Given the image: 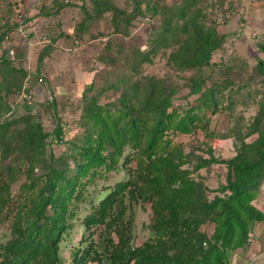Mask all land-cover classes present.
I'll return each instance as SVG.
<instances>
[{"label":"rangeland","instance_id":"rangeland-1","mask_svg":"<svg viewBox=\"0 0 264 264\" xmlns=\"http://www.w3.org/2000/svg\"><path fill=\"white\" fill-rule=\"evenodd\" d=\"M185 1L0 0V167L11 194L0 205V264L10 258L5 250L15 238L16 220L21 217L22 226L42 221L36 212L42 195L51 193L54 181L62 186L71 176L86 144L81 114L91 98L115 108L125 90L136 88L151 101L163 86L170 93L169 110L197 114L193 130H168L164 136L178 155L175 161L203 188L201 201L227 195L221 187L230 171L227 161L260 134L250 130L264 105V0H197L193 10L200 8L205 24L222 36L201 67L183 48L191 28L184 22L194 13L172 17L171 31L164 22ZM36 122L48 134L40 149L30 140ZM132 151L126 147L114 163L106 157L110 163L76 185L56 248L41 250L34 264H76L75 255L91 240L103 260L86 264H108L109 230L87 229L84 218L129 178L137 164L126 156ZM45 214H53L50 206ZM130 216L132 245L138 246L152 236V208L135 202L125 219ZM200 227L209 237L215 224L206 219ZM151 248L156 257L162 253Z\"/></svg>","mask_w":264,"mask_h":264},{"label":"trees","instance_id":"trees-1","mask_svg":"<svg viewBox=\"0 0 264 264\" xmlns=\"http://www.w3.org/2000/svg\"><path fill=\"white\" fill-rule=\"evenodd\" d=\"M196 3L197 0H186L177 5L176 11L166 15L164 22L171 31L172 17L184 18L194 13L184 22L191 28L183 48L191 51L193 62L201 67L209 63L222 36L215 26L205 24L200 8L197 13L193 10ZM157 89V96L151 101L135 88L123 92L119 107L104 106L96 97L84 104L81 124L85 128L86 144L78 150L79 158L71 168V176L62 186L54 181L49 187L51 193L42 195L43 200L36 208L42 221H30L22 226L19 217L13 224L15 238L5 250L10 257L7 264H34L33 259L41 250L55 249L59 234L66 227V205L76 194V185L82 184L88 173H95L96 167L110 163L106 157L117 162L126 147L133 149L126 154L128 160L137 162L129 168V178L110 189L84 218L87 229L105 225L109 230L105 238L108 264H223L232 250L248 242L254 222L264 216L253 204L264 180V105L250 130L259 131V137L250 143L245 140L242 150L227 161L230 171L227 182L221 186L227 195L201 201L203 188L189 178L188 168H182L175 161L178 155L164 138L168 130L186 133L193 130L197 114L181 115L177 109L169 110L170 93L163 86ZM199 89L197 86L194 90ZM47 135L42 124L36 122L30 140L40 149ZM180 158L184 161L181 155ZM2 175L0 167V205L5 206L11 194L9 182ZM138 201L148 202L152 208V236L143 244L133 246L132 217L125 219V214ZM47 206L53 211L50 218H46ZM206 219L215 224L209 237L200 227ZM150 248L162 253L156 257ZM83 251L75 255L76 264H86L88 259L103 260V252L94 240Z\"/></svg>","mask_w":264,"mask_h":264},{"label":"crops","instance_id":"crops-1","mask_svg":"<svg viewBox=\"0 0 264 264\" xmlns=\"http://www.w3.org/2000/svg\"><path fill=\"white\" fill-rule=\"evenodd\" d=\"M253 204L264 215V181ZM226 264H264V216L254 222L248 242L230 252Z\"/></svg>","mask_w":264,"mask_h":264}]
</instances>
